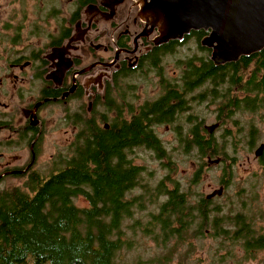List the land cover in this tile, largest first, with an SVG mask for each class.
<instances>
[{
	"label": "trees",
	"instance_id": "16d2710c",
	"mask_svg": "<svg viewBox=\"0 0 264 264\" xmlns=\"http://www.w3.org/2000/svg\"><path fill=\"white\" fill-rule=\"evenodd\" d=\"M206 33L193 31L198 38ZM161 48L146 62L162 76L163 56L166 52L173 54L177 47L170 44ZM202 50L206 55L199 57L200 66L193 59L187 60L179 81L164 84L169 91L141 105L131 122L120 123L119 129L116 121L110 128L89 126L85 141H80L73 155L62 154L57 161L61 162L60 167L48 174L33 172L24 188L0 189V264H121L122 251L136 246L126 236V222L132 219L135 229L141 228V221L134 217L139 214L142 219V201L150 200L148 191L152 189L141 182L145 169L132 163L129 152L132 148H146L161 160L170 156L155 130L157 125L173 126L182 147L180 154L193 151L224 160L216 138L202 127L200 109L204 102L216 100L218 115L223 120H231L235 113L263 109L264 49L220 65L211 60L210 49ZM122 71L128 74L129 69ZM236 87L248 91V95L242 100L237 98L233 93ZM109 97L112 105L111 93ZM249 127L256 128V124ZM255 128H250L248 144H254ZM166 167L169 169V164ZM170 178L162 179L150 193L163 196L164 202L157 212L146 214L151 218L143 233L151 236L162 250L148 264H167L172 250L181 242H192L198 236L205 238L210 230L208 225L220 240H242L235 233L243 230L227 227L230 221L211 222L212 217L216 218L211 201L202 197L193 205L189 193L181 189V181ZM138 187L146 188V195H136ZM78 198L83 203L77 202ZM216 208L219 205L214 206L217 217L228 216L219 215L221 210ZM242 214L232 215L240 220V227ZM242 235L249 248L264 249L262 236L245 231Z\"/></svg>",
	"mask_w": 264,
	"mask_h": 264
},
{
	"label": "flooded vegetation",
	"instance_id": "af4514ba",
	"mask_svg": "<svg viewBox=\"0 0 264 264\" xmlns=\"http://www.w3.org/2000/svg\"><path fill=\"white\" fill-rule=\"evenodd\" d=\"M31 1L38 2V4L29 9ZM69 1L66 4L64 0H11L10 2L0 0V15L5 17L0 26V134H6V140H0V189L14 186L24 188L25 185L8 186V183L17 178L26 177V184L31 174L38 171L36 168L41 159L44 128L42 112L48 106L52 104L60 106L68 125L66 145L54 157L59 160L62 154L70 157L76 151L80 141H85L90 130L89 126L90 128L94 125L110 128L112 122L116 121L119 129L120 123L131 122L138 114V108L150 101L136 103V99L130 100L128 94L125 95L128 98L125 97L122 85L126 82L123 80L122 83L120 80L127 78L128 74L134 71L149 68L146 60L151 54L170 44L183 48L191 39L198 41V48L209 49L201 45L204 36L198 38L193 35V31L198 30L187 34L186 36L192 34L188 38L184 36L182 39H170L157 43L160 35L159 26H154L152 31V25H147L142 19L139 0ZM11 10L13 13L9 15L10 19L14 15L18 16L14 37H8L6 32L12 27L7 20ZM30 13L37 15V19L30 25L27 36L20 35L24 17L28 21ZM202 30L207 31L205 36L210 33L209 30ZM143 31L147 34H141ZM21 36H24L25 40L30 39L27 40L23 50L13 48L10 56L16 57L10 59L8 44L9 42L12 45L20 44ZM34 41L43 43V46L34 47ZM168 56L166 52L162 58V69ZM199 57L179 58L178 71L181 73L170 80H165L161 95L169 91L164 84H174L179 81L182 69L188 65L187 60L193 59L194 64L200 66ZM107 63L110 64L105 65ZM125 67L129 69L128 74L122 71ZM29 68L33 69L31 77L38 80L40 85L33 81L31 86L23 87L24 82L28 80L26 75ZM123 74L126 75L123 76ZM164 77L163 72L162 78ZM244 91L246 90L236 87L233 93H236L237 98L242 100L248 95V91ZM110 93L114 100L112 105L109 100ZM187 95L190 101V92ZM7 98L14 108V114L9 111L11 104ZM85 98L88 100L86 103L83 101ZM215 101L212 100L211 103L215 104L217 109ZM100 107L104 111H101ZM108 112L112 114L110 119L105 114ZM216 115L217 119L213 124L203 126L210 134L226 121L218 114ZM16 117H19V125L15 122ZM165 125L169 128L172 126L171 124ZM212 125L216 127L213 132H210L208 127ZM203 133L206 134L205 131ZM25 145L28 147L26 158L19 154ZM261 145L264 143H260L259 147ZM133 151L135 148L131 149L130 155ZM11 152L12 154L9 155ZM256 160L264 165V148L260 155H256ZM132 163L135 164L134 160ZM54 165L59 164L55 162ZM229 184L230 179L225 178L216 188L223 187L221 194L209 198L208 195L216 190L213 189L204 198L212 202L215 198L224 196ZM211 208L216 217L215 219L212 217V223L216 220L230 221L231 224H227V227L232 225L243 230L236 231L235 237L240 235L242 240L238 241L243 244L246 254L253 256L257 250L246 246L242 237L244 231L256 234L252 221L245 216L242 218L243 224L240 227V220L234 216L217 217L214 213L216 212L214 206ZM210 228L213 227L210 225ZM258 236L264 238L263 234H258Z\"/></svg>",
	"mask_w": 264,
	"mask_h": 264
},
{
	"label": "rangeland",
	"instance_id": "374dc122",
	"mask_svg": "<svg viewBox=\"0 0 264 264\" xmlns=\"http://www.w3.org/2000/svg\"><path fill=\"white\" fill-rule=\"evenodd\" d=\"M11 0H9L10 2ZM5 2V0H3ZM68 4L69 0H64ZM38 2L31 1L29 9L35 7ZM42 4V1H41ZM44 7V5L42 4ZM13 13L11 10L8 14L7 20L12 25L10 30H6L8 37H14L16 35L15 29L17 26L18 16L14 15L11 19L9 15ZM1 14V13H0ZM37 15L30 13L28 21L24 17L23 28L20 30V35L27 36L29 34V27L36 21ZM5 20L4 16L0 15V26ZM1 30V28H0ZM21 36L22 42L17 45L8 44V57L14 58L12 55L13 48L15 50H23L26 47L27 40ZM34 47H42L43 43L37 41L33 42ZM198 41L191 39L187 42L185 47H179L173 54L165 59V65L163 66L162 73L165 77L158 75L157 71L150 67L139 71H134L133 75L128 74L127 78H123L120 81L125 80L122 85V91L124 96L129 95L130 100L136 99V103H142L146 100H152L161 94V89L165 80H170L177 76L181 72L179 70V58L191 57V56H204L205 52L201 47L198 48ZM88 53L90 51L88 50ZM211 56V52H210ZM90 60V58H89ZM33 72L32 68L27 70V77L23 84L24 86H31L32 82H36L40 85V82L31 77ZM160 72V71H158ZM123 83V82H122ZM246 92V91H244ZM123 93L122 96H123ZM121 96V97H122ZM127 97V96H125ZM128 98V97H127ZM5 100V99H4ZM9 101V98H7ZM85 103L88 101L86 98L83 100ZM73 104V103H71ZM200 109V115L202 117V127L211 125L217 119L216 105L213 103L204 102ZM101 111H104L100 107ZM14 114V108L11 104L10 110ZM110 119L112 114L110 112L105 113ZM44 120V128L41 141V159L38 163L39 172L48 174L51 172L55 162L59 161L54 156L66 145L68 134L66 130L68 125L64 120L63 110L58 105H50L42 112ZM17 125L19 117L15 118ZM256 124L255 127H249V124ZM103 124V123H102ZM157 132L163 139L165 147L167 148L170 156L161 160L157 158L152 151L146 148H137L132 152L133 160L135 163L143 166L145 169L142 173L141 182L146 184L152 189H149L148 195L150 200L146 199L143 202V217L142 219L137 214L136 217L141 222L139 223L140 229L136 230L135 225H132V219H128L126 222V236L128 240L133 239L136 245L134 249L123 250L120 256L121 264H148L150 259L159 254L162 250L155 241L151 239V236L145 235V224H150L146 214L157 212L159 205L164 202L163 196H157L154 203V196L150 193L153 191L154 185L163 179L166 181V177H172V180L181 181V189L189 193L190 202L198 204L197 201L202 197H206L208 193H211L213 189L218 188L221 182L226 179H230V184L226 189L224 196L215 198L210 207L219 205L221 212L219 215H236L243 213L252 222V227L256 230V235H264V165L256 160L255 152L258 150L260 143H264V109H260L256 112L234 114L231 120H226L225 124L215 129L212 134L216 138L219 145V150L224 156L212 158L206 154L200 155L195 152L189 154H180L181 146L178 140L176 132L172 126L169 128L165 124L156 126ZM250 128H255L256 138L254 144H248V134ZM207 129V128H206ZM208 130V129H207ZM16 137V135H14ZM0 140H6V134H0ZM12 154L9 153V155ZM19 154L24 158L28 155V147L25 145L19 151ZM249 156V158H248ZM216 159L220 158L219 163L212 162L208 164V158ZM169 158V159H168ZM171 162H168V161ZM164 163V164H163ZM169 164L170 168L166 166ZM61 166V162L57 167ZM171 179V178H170ZM26 177L17 178L14 181L8 183V186L12 185H25ZM148 186L146 188H148ZM138 187L135 190V194H141L147 192V189ZM147 196L146 198H149ZM77 202L83 203L81 198L77 199ZM226 212V213H225ZM217 213V212H214ZM147 219V220H146ZM213 220H211L212 222ZM132 225V226H131ZM233 227V226H229ZM204 234L205 238L193 237V241L181 242L176 246L171 254L170 261L167 264H264V249L258 250L253 256L246 254L243 244L239 241L233 242L230 240L219 239L213 233V229ZM206 230V229H205ZM225 238V237H224ZM168 259V258H167ZM138 261V262H137Z\"/></svg>",
	"mask_w": 264,
	"mask_h": 264
},
{
	"label": "water",
	"instance_id": "95a60500",
	"mask_svg": "<svg viewBox=\"0 0 264 264\" xmlns=\"http://www.w3.org/2000/svg\"><path fill=\"white\" fill-rule=\"evenodd\" d=\"M146 24L159 26V40L182 39L193 30H209L201 45L220 65L264 49V0H139ZM141 34H147L144 31ZM110 64V63H109ZM108 63L105 65H109ZM37 123V122H35ZM216 125L209 126L213 132ZM264 145L256 151L260 155ZM220 158H208V164ZM223 187L208 195L221 194Z\"/></svg>",
	"mask_w": 264,
	"mask_h": 264
}]
</instances>
